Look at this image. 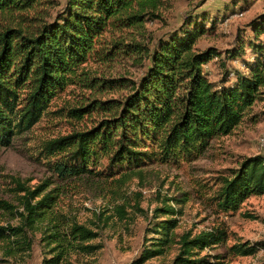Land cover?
Returning a JSON list of instances; mask_svg holds the SVG:
<instances>
[{"label": "trees", "instance_id": "obj_1", "mask_svg": "<svg viewBox=\"0 0 264 264\" xmlns=\"http://www.w3.org/2000/svg\"><path fill=\"white\" fill-rule=\"evenodd\" d=\"M164 0H66L56 17L48 20L57 0H0V147L11 146L16 136L31 130L45 116L58 115L91 124L46 139L33 153L44 161L51 177L32 184L31 178L8 175L4 181L11 199L0 197V250L6 255L32 249L39 232L47 248L42 264H98L103 247L94 242L111 218L132 220L125 204L97 214L95 227L59 208L61 181L81 177L112 180L119 185L159 176L156 164L193 162L204 156L215 138L232 134L249 116L264 89V13L249 26L255 37L245 58L246 41L239 37L232 49H198L206 28V13L187 17L168 36L148 43L131 34L160 17ZM202 18L203 21H200ZM131 36H109L110 32ZM226 54L247 70L230 68L212 81L205 65ZM122 59H149L138 79L108 74L107 67ZM99 67L94 68L93 65ZM101 67H103L102 70ZM69 86L82 91L75 104L51 111L52 102ZM119 91L125 93L111 97ZM252 120L258 117L253 115ZM264 195V153L247 156L219 178L212 198L217 213H233L251 196ZM141 192L137 193V198ZM188 193L165 197L154 209L153 241L132 264L163 256L171 247L177 253L171 264H229L225 254L211 250L226 244L225 222L194 233H178ZM135 208L143 211L137 199ZM253 217L252 215H249ZM103 224H100V223ZM264 240L236 242L227 248L232 257L254 255ZM206 251V252H204ZM259 264H264V260Z\"/></svg>", "mask_w": 264, "mask_h": 264}, {"label": "rangeland", "instance_id": "obj_2", "mask_svg": "<svg viewBox=\"0 0 264 264\" xmlns=\"http://www.w3.org/2000/svg\"><path fill=\"white\" fill-rule=\"evenodd\" d=\"M65 4L66 0H57V5L50 9L47 19L50 21L56 17ZM158 12L160 17L147 21L144 29L131 34L133 38L148 43L153 49L159 38L180 28L187 17L206 13V28L211 27L212 19L216 26L201 36L196 47L201 50L216 47L220 51H226L238 44L241 36L246 41L244 57L248 59L252 55L248 41L255 37L249 22L264 13V0H164ZM200 21H203L202 18ZM112 34L115 37L131 36L128 30L110 32L109 36ZM259 41L264 43V33L260 35ZM224 59L225 53L205 65L212 81L218 82L224 75ZM148 64L149 59L142 62L122 59L112 67H107L105 72L138 79L146 71ZM226 64L230 68L247 72L239 60L226 59ZM93 66L99 67L95 64ZM102 69L103 67L100 70ZM124 93L125 91H119L110 96L119 97ZM81 94L80 89L69 86L52 102L50 110L56 111L68 104H75ZM253 115L258 117L256 121L251 119ZM89 118L75 121L58 115L45 116L31 130L16 136L11 146L0 147V197L11 199L4 185L8 175L31 178L32 184L51 177L52 173L44 161L35 160L33 153H36L42 141L91 124ZM260 153H264V89L244 122L232 134L215 138L204 156L196 161H183L179 165H153L150 168L155 169L159 176L154 175L143 183L133 179L119 185L112 180L86 176L68 181L52 179L63 188L59 208L76 215L80 222L89 226L95 227L93 222L98 221L96 215L101 211L109 209L105 213L112 215L115 205H126L132 220L121 222L116 217L111 218L108 225L101 228V235L94 240L103 244L95 255L98 264L134 263L144 247L153 241L152 237L157 235L152 232L156 222L153 217L154 209L161 206L163 198L179 196L183 192L188 193V201L183 205V214L177 215L179 224L176 232L191 230L197 233L225 222L229 230L226 244L206 251L225 254L229 264H259L264 260V249L254 255L232 257L227 253V248L236 242L253 243L264 240V195L249 197L233 213H217L212 198L219 187V178L227 174L228 169L237 167L245 157ZM139 192L141 197L137 198ZM137 199L143 211L135 208ZM40 239L41 234L38 232L34 236L32 249L26 252L6 255L0 250V264H42L47 248ZM176 253L177 247H171L163 256L152 258L144 264H171Z\"/></svg>", "mask_w": 264, "mask_h": 264}]
</instances>
